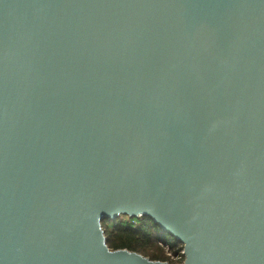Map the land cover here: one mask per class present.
Masks as SVG:
<instances>
[{
	"label": "water",
	"instance_id": "obj_1",
	"mask_svg": "<svg viewBox=\"0 0 264 264\" xmlns=\"http://www.w3.org/2000/svg\"><path fill=\"white\" fill-rule=\"evenodd\" d=\"M264 264V0H0V264Z\"/></svg>",
	"mask_w": 264,
	"mask_h": 264
},
{
	"label": "trees",
	"instance_id": "obj_2",
	"mask_svg": "<svg viewBox=\"0 0 264 264\" xmlns=\"http://www.w3.org/2000/svg\"><path fill=\"white\" fill-rule=\"evenodd\" d=\"M102 225L107 245L112 249L126 248L153 260L175 264L172 258L164 257L162 253L154 249L160 250L161 245H166L173 254L181 255V261L184 259L181 254L182 244L162 230L148 216L129 218L121 215L114 220L104 219Z\"/></svg>",
	"mask_w": 264,
	"mask_h": 264
},
{
	"label": "built area",
	"instance_id": "obj_3",
	"mask_svg": "<svg viewBox=\"0 0 264 264\" xmlns=\"http://www.w3.org/2000/svg\"><path fill=\"white\" fill-rule=\"evenodd\" d=\"M166 248L169 251V256H171V258L175 261V264H182L183 261H181V255L180 254H172L173 252L168 247H166ZM181 254H183L182 251H181Z\"/></svg>",
	"mask_w": 264,
	"mask_h": 264
},
{
	"label": "rangeland",
	"instance_id": "obj_4",
	"mask_svg": "<svg viewBox=\"0 0 264 264\" xmlns=\"http://www.w3.org/2000/svg\"><path fill=\"white\" fill-rule=\"evenodd\" d=\"M166 247H167L166 245H161V249L160 250L156 249V248H154V249H155L156 252L162 253L164 255V257L171 258V256H169V251L167 250Z\"/></svg>",
	"mask_w": 264,
	"mask_h": 264
}]
</instances>
